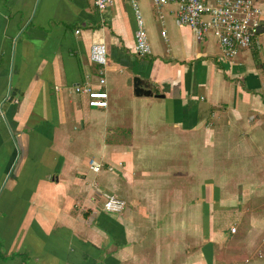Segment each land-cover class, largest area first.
Returning a JSON list of instances; mask_svg holds the SVG:
<instances>
[{"label":"crops","instance_id":"obj_1","mask_svg":"<svg viewBox=\"0 0 264 264\" xmlns=\"http://www.w3.org/2000/svg\"><path fill=\"white\" fill-rule=\"evenodd\" d=\"M139 5L145 58L128 0H0V264H264V33L228 59Z\"/></svg>","mask_w":264,"mask_h":264},{"label":"built area","instance_id":"obj_2","mask_svg":"<svg viewBox=\"0 0 264 264\" xmlns=\"http://www.w3.org/2000/svg\"><path fill=\"white\" fill-rule=\"evenodd\" d=\"M99 11H104L114 0H93ZM136 19L135 51L136 55L145 58L152 54L145 21L140 9V0H128ZM156 7L176 4L177 20L189 27L198 40L213 33L228 59H235L242 51L254 46L259 37L258 31L264 26V11L255 0H214L213 4L206 0H150ZM165 36V32L162 33ZM90 60L104 68L107 64V47L105 44L91 47ZM76 93L86 95L91 108L108 107V94L93 91L88 86L77 87ZM89 170L99 174L103 168L101 161L92 159ZM103 209L107 213L120 214L126 208V201L112 194L104 195ZM232 232H235L233 229Z\"/></svg>","mask_w":264,"mask_h":264},{"label":"water","instance_id":"obj_3","mask_svg":"<svg viewBox=\"0 0 264 264\" xmlns=\"http://www.w3.org/2000/svg\"><path fill=\"white\" fill-rule=\"evenodd\" d=\"M259 34L264 33V26H261V28L258 31ZM16 77H13L12 80V86L15 84ZM133 88H134V94L137 97H153V92L151 88L144 84L141 79L135 78L133 80Z\"/></svg>","mask_w":264,"mask_h":264},{"label":"rangeland","instance_id":"obj_4","mask_svg":"<svg viewBox=\"0 0 264 264\" xmlns=\"http://www.w3.org/2000/svg\"><path fill=\"white\" fill-rule=\"evenodd\" d=\"M152 2V1H151ZM153 3V2H152Z\"/></svg>","mask_w":264,"mask_h":264}]
</instances>
